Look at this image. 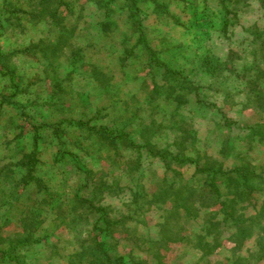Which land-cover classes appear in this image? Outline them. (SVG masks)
Here are the masks:
<instances>
[{
	"label": "rangeland",
	"instance_id": "obj_1",
	"mask_svg": "<svg viewBox=\"0 0 264 264\" xmlns=\"http://www.w3.org/2000/svg\"><path fill=\"white\" fill-rule=\"evenodd\" d=\"M227 5L233 15L218 0H0V53L12 55L18 86L0 75V251L8 248L3 240L28 238L26 264H80L98 234L97 216L69 224L57 207L68 214L74 195L91 198L100 184L113 187L95 199L111 218L137 211L106 239L114 264L121 256L123 264H264V0ZM133 15L157 59L179 76L150 63ZM29 121L43 126L37 176L53 195L43 209L34 203L44 195L24 184L17 166L32 149ZM67 121L253 173L251 199L233 211L247 232L238 234L220 205L185 216L187 190L199 189L193 167L167 171L143 155L135 188L132 174L122 175L96 145L87 150ZM135 191L143 194L137 204Z\"/></svg>",
	"mask_w": 264,
	"mask_h": 264
},
{
	"label": "trees",
	"instance_id": "obj_2",
	"mask_svg": "<svg viewBox=\"0 0 264 264\" xmlns=\"http://www.w3.org/2000/svg\"><path fill=\"white\" fill-rule=\"evenodd\" d=\"M228 1L229 0H218V3L226 16L230 14L233 15L228 9ZM156 7L159 9V12H165L164 8L159 4H156ZM132 19L134 22L135 32L139 34V42L141 45L145 46L148 57L150 58V63L156 68H162L166 77L179 76V72L170 70L157 59L156 52L146 43L144 30L140 26L139 21L135 18V15L132 16ZM228 25L229 20L227 19L224 22V33L227 31ZM103 29L106 32L111 30L107 23L104 24ZM33 51V49H27L22 53L32 54ZM11 57V54L4 55L0 53V75L9 76L10 80L14 82L16 80V73L12 65ZM13 85L17 91L18 86L16 82H14ZM56 88L61 90L59 85H57ZM5 100L7 99L5 98ZM224 122L228 128H231L229 122L226 120ZM29 125L33 131L32 149L29 154L24 155V159L18 163L17 166L25 171L26 176L24 184H33L37 193L44 195L41 201H35L34 203L35 206L43 209L44 207H51L53 203V195L49 193L44 182L37 176V167L40 163L39 134L43 126L33 124L30 121ZM66 125L72 127L75 131L82 133L85 140L89 143V145H87V150H93L94 145H96L99 151L104 152L106 156L105 160L109 161L115 168H119L118 171H120L122 175L132 174L136 182L135 188L141 185L143 155H147L152 159L155 158L167 171L180 170L187 166L193 167L194 174L192 178L196 179L199 183V189L198 192H189V190H187V193H190V195H186L183 199L184 205L182 209L185 216L191 218L197 207L209 208L215 205H220L225 217L230 218L229 220L233 222L232 225L236 227L237 233L243 234L247 232L244 224L235 219L233 211L236 210L241 203L251 199V194L254 192V190L249 187V181L257 176L250 173L248 170L237 167L229 170H223L222 163H217L216 159L185 157L182 152L172 153L170 151H161L156 149L151 144L149 139L142 137L143 140L139 142L123 130L117 131L110 129L109 127L92 126L91 121H67ZM225 152L226 149L223 148L221 152L222 155ZM94 185L95 189L91 192V198L82 197L76 194L74 195L72 204L67 209L68 214L65 213L61 206L57 207V212H59V214L63 217H69V224H75L81 221L84 216L88 217L90 215H96L97 219L94 226L98 234L93 239L92 245L89 249V254H78L80 257V264H114L112 256L105 250L107 244L106 239L110 237V232H115L118 227L126 230V228L129 227L128 224H130L131 221H134L137 211H129L128 213L120 214L118 217L111 218L110 211H108L107 207H98L99 205L95 204V199L99 198L100 194L104 190H109L107 194H110L113 187H106V185L100 184ZM142 196V191H135L132 203L137 204V199L142 198ZM35 210L38 212L40 211L39 209ZM33 223L34 221L30 219L29 224L32 225ZM215 225H219V223H216ZM129 231L130 230H127L126 232ZM30 237L31 236H29V239ZM128 240L130 242L140 241V239L132 238H129ZM2 242H4L3 245H7L8 248L1 249L0 264H6V261H10L13 264H26L21 251L24 246L30 244V240H28V238L25 239V241L22 240V238H13L3 240ZM205 246L210 247L211 245L206 243ZM97 252L102 253L103 255L100 259L95 258V254ZM124 260V256H121L116 258L114 261L117 264H123Z\"/></svg>",
	"mask_w": 264,
	"mask_h": 264
}]
</instances>
